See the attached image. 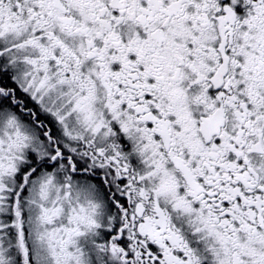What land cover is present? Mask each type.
<instances>
[{"label": "snow or ice", "instance_id": "snow-or-ice-1", "mask_svg": "<svg viewBox=\"0 0 264 264\" xmlns=\"http://www.w3.org/2000/svg\"><path fill=\"white\" fill-rule=\"evenodd\" d=\"M0 264H264V0H0Z\"/></svg>", "mask_w": 264, "mask_h": 264}]
</instances>
